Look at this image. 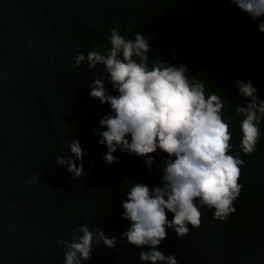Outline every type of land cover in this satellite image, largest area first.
I'll return each mask as SVG.
<instances>
[{"label": "trees", "instance_id": "1", "mask_svg": "<svg viewBox=\"0 0 264 264\" xmlns=\"http://www.w3.org/2000/svg\"><path fill=\"white\" fill-rule=\"evenodd\" d=\"M258 22L229 0H0V264H63L59 241L85 223L117 243L94 245L81 264H151L139 259L148 246L122 238L131 223L122 219V204L134 183L162 186L167 154H149V168L145 157L118 149L120 161L105 166L106 146L93 130H107L99 121L111 108L92 98L89 87L105 66L90 69L87 59L76 66L74 58L100 45L109 49L117 25L129 39L147 35L149 64L158 57L183 64L222 97L238 151L240 118L233 109L242 98L231 83L250 78L264 100V34L251 31ZM105 87L117 94L110 83ZM260 131L256 152L240 153L247 163L236 211L219 221L202 208L199 228L189 225L185 237L167 229L157 250L174 254L178 264H264V119ZM73 139L85 152L86 173L76 179L56 164L58 154L75 158Z\"/></svg>", "mask_w": 264, "mask_h": 264}, {"label": "clouds", "instance_id": "2", "mask_svg": "<svg viewBox=\"0 0 264 264\" xmlns=\"http://www.w3.org/2000/svg\"><path fill=\"white\" fill-rule=\"evenodd\" d=\"M234 8L242 11L252 21H259L257 31L264 34V0H229ZM110 45H103L87 53L78 54L79 66L85 59L90 69L97 64L105 66L103 77L93 75L89 85L90 96L110 104L111 112L100 119L105 131L94 129L99 144L106 146L101 157L105 166L117 163L119 151L129 156L145 157L151 167L154 157L149 155L158 149L167 154L160 171L162 186L149 187L134 183L123 202L122 219L130 221V227L122 233L127 242L148 246L139 259L151 264H178L173 255L157 250L167 237V229H174L178 237L189 234V225L199 228L201 209L214 210V219L226 221L236 209L243 185L239 183L241 168L246 161L240 153L256 152L264 119V100L252 80L236 79L232 88L242 98L234 106L239 117L238 151L232 143L231 115L225 116V101L215 91L209 92L202 80L189 75L183 64H171L159 57L149 64L150 37L140 32L129 39L122 35L119 26L110 29ZM175 58V57H174ZM110 83L116 95L109 94L105 84ZM130 137V139H129ZM70 150L73 158L61 154L56 157L57 166H63L73 179L84 176L85 155L79 140L73 139ZM77 161L80 164L77 165ZM93 162L90 161V166ZM40 175L32 182L40 180ZM168 213L173 214L171 220ZM85 223L76 228L69 240H60L66 248L63 264H81L91 258L94 245L103 242L115 247V237H109L100 228L89 230Z\"/></svg>", "mask_w": 264, "mask_h": 264}]
</instances>
